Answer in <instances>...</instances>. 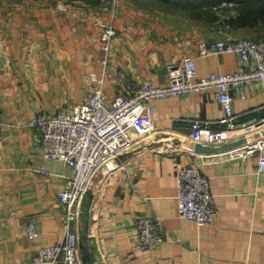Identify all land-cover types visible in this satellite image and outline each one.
Returning a JSON list of instances; mask_svg holds the SVG:
<instances>
[{
    "label": "crops",
    "instance_id": "crops-1",
    "mask_svg": "<svg viewBox=\"0 0 264 264\" xmlns=\"http://www.w3.org/2000/svg\"><path fill=\"white\" fill-rule=\"evenodd\" d=\"M104 23L116 29L107 52L100 41ZM210 25L142 0H110L103 6L0 0V264H31L41 246L63 238L66 207L58 193L73 169L43 155L40 132L29 120L43 111L72 110L98 86L110 96L121 92L118 70L136 82L162 84L166 64L185 55L195 56L198 75L253 66L235 52L198 55L199 40L244 31ZM92 73L102 78L101 85ZM229 93L239 120L258 123L264 83L246 84L244 96L238 88ZM152 104L156 130L89 181L72 223L79 234V264H264V171H257V155L194 151L188 118H220L216 90L157 98ZM222 126L216 122L209 128ZM189 164L209 179L215 208L210 224L178 215L176 170ZM152 215L161 217L165 240L141 249L136 220ZM30 220L38 233L33 238L25 232ZM52 264L65 263L60 255Z\"/></svg>",
    "mask_w": 264,
    "mask_h": 264
},
{
    "label": "built area",
    "instance_id": "built-area-1",
    "mask_svg": "<svg viewBox=\"0 0 264 264\" xmlns=\"http://www.w3.org/2000/svg\"><path fill=\"white\" fill-rule=\"evenodd\" d=\"M211 28L219 27L212 22ZM116 29L104 23L100 33L102 49L107 52ZM235 52L252 67H241L232 72H210L198 75L195 56L185 55L181 60L166 64L167 79L156 84L150 79L136 82L122 70L117 74L123 78V89L112 96L100 86L86 92L72 109L55 112L43 111L29 120L40 132V147L43 155L63 161L73 169L66 176L64 187L58 197L66 207L62 219V240L41 246L32 256L31 264H52L61 255L65 264H79L77 255L79 234L72 227L77 218L89 181L97 169L115 166V160L134 143L157 128L152 101L157 98L175 96L190 91L216 90L223 108L220 118L189 117L194 142L220 144L229 139L253 133L264 125V115L258 123L239 120L240 113L232 107L231 88L241 90L252 81L264 83V38H247L228 34L225 37L198 41L197 54L207 55ZM91 78L102 84V78L91 74ZM264 106V104L262 105ZM221 123L212 129V123ZM231 157L257 155V171H264V135L227 150ZM45 172L50 170L45 169ZM177 192L175 194L178 215L198 224H210L214 220L215 208L209 179L195 164L176 170ZM159 215L143 216L136 220L138 245L141 249L157 246L165 237L159 230ZM28 237L37 236L33 221L25 226Z\"/></svg>",
    "mask_w": 264,
    "mask_h": 264
},
{
    "label": "trees",
    "instance_id": "trees-1",
    "mask_svg": "<svg viewBox=\"0 0 264 264\" xmlns=\"http://www.w3.org/2000/svg\"><path fill=\"white\" fill-rule=\"evenodd\" d=\"M97 4L99 0H83ZM166 11L216 22L228 30L264 28V0H142ZM262 38V37H259Z\"/></svg>",
    "mask_w": 264,
    "mask_h": 264
},
{
    "label": "water",
    "instance_id": "water-1",
    "mask_svg": "<svg viewBox=\"0 0 264 264\" xmlns=\"http://www.w3.org/2000/svg\"><path fill=\"white\" fill-rule=\"evenodd\" d=\"M263 135H264V128L261 130L255 131L253 133H250V134H246V135H242L236 138L229 139L220 144H210V143H204V142L197 141L194 143V151L198 153H205V154L214 153L217 151H227L237 146H240L251 139L259 138Z\"/></svg>",
    "mask_w": 264,
    "mask_h": 264
},
{
    "label": "rangeland",
    "instance_id": "rangeland-1",
    "mask_svg": "<svg viewBox=\"0 0 264 264\" xmlns=\"http://www.w3.org/2000/svg\"><path fill=\"white\" fill-rule=\"evenodd\" d=\"M50 1V0H49ZM53 1V0H52ZM67 2L69 1H73V0H65ZM75 1V0H74ZM76 1H81V2H84L86 4H90V5H99V6H103L105 4H108V2L110 0H99V2L97 4H92V3H88V2H85L83 0H76ZM263 30H256V29H245L241 34L237 35V36H241V37H247V38H259V37H262L264 38V28H261ZM99 169H104V170H107L108 168L106 166H102L101 168ZM98 169V170H99Z\"/></svg>",
    "mask_w": 264,
    "mask_h": 264
}]
</instances>
